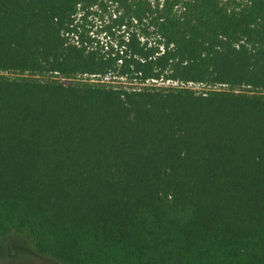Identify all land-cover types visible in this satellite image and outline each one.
I'll use <instances>...</instances> for the list:
<instances>
[{
  "label": "trees",
  "instance_id": "16d2710c",
  "mask_svg": "<svg viewBox=\"0 0 264 264\" xmlns=\"http://www.w3.org/2000/svg\"><path fill=\"white\" fill-rule=\"evenodd\" d=\"M13 233L56 264H264V0H0Z\"/></svg>",
  "mask_w": 264,
  "mask_h": 264
},
{
  "label": "rangeland",
  "instance_id": "374dc122",
  "mask_svg": "<svg viewBox=\"0 0 264 264\" xmlns=\"http://www.w3.org/2000/svg\"><path fill=\"white\" fill-rule=\"evenodd\" d=\"M83 24L88 35L99 40L100 44L110 41L107 28L112 25V22L108 13L90 14ZM114 29L116 28L112 27V30ZM104 79H109V77ZM199 87L203 86L199 85L196 88ZM7 262L9 264H56L36 256L26 237L19 233L10 234L0 242V264H7Z\"/></svg>",
  "mask_w": 264,
  "mask_h": 264
}]
</instances>
